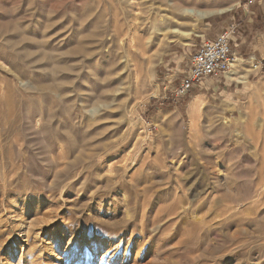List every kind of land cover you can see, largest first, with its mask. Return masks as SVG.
Masks as SVG:
<instances>
[{"label":"rangeland","instance_id":"1","mask_svg":"<svg viewBox=\"0 0 264 264\" xmlns=\"http://www.w3.org/2000/svg\"><path fill=\"white\" fill-rule=\"evenodd\" d=\"M263 189L264 0H0V264H264Z\"/></svg>","mask_w":264,"mask_h":264},{"label":"built area","instance_id":"2","mask_svg":"<svg viewBox=\"0 0 264 264\" xmlns=\"http://www.w3.org/2000/svg\"><path fill=\"white\" fill-rule=\"evenodd\" d=\"M233 33V27H230L198 45L191 56L187 76L179 86L181 93H187L194 87L202 85L206 79L216 81L224 79L233 71L237 63L231 45Z\"/></svg>","mask_w":264,"mask_h":264},{"label":"bare ground","instance_id":"3","mask_svg":"<svg viewBox=\"0 0 264 264\" xmlns=\"http://www.w3.org/2000/svg\"><path fill=\"white\" fill-rule=\"evenodd\" d=\"M184 13L189 15V16H193V17H196V16L200 17V16L204 15L203 13L196 12L192 9H186L184 11ZM242 62L243 61L240 58H237V63L235 64L233 71L228 75V78L230 81L238 80L235 78V76L237 75L238 68L240 66H242ZM201 107H202L201 106V100L197 96L194 98V101L192 103V109L194 112H198L201 110ZM130 213H129V209H127L125 216H124V218H126V220L124 222L129 221L131 219L132 216L130 215ZM122 223H123V220H121L120 223L115 222L114 225L117 227V229H120V226ZM76 243L77 242H75V244L73 242H71V244H73V246H72L73 248L70 247L69 244H67L66 252H65V257L67 258V260L63 263L59 262L58 264H71L72 258L74 259L75 257H78L75 260V264H80L82 262H83V264H104L105 259H103V258L108 256V254H110L109 248H106L107 244L104 245L101 240H100V242H98L99 244H96V245L86 249L85 251H84V249H82L83 245L79 246ZM68 249H71L70 252H67ZM99 253H102L101 257L97 256ZM73 263H74V261H73Z\"/></svg>","mask_w":264,"mask_h":264},{"label":"crops","instance_id":"4","mask_svg":"<svg viewBox=\"0 0 264 264\" xmlns=\"http://www.w3.org/2000/svg\"><path fill=\"white\" fill-rule=\"evenodd\" d=\"M252 60V58H250V60H248V63L250 62ZM255 68V70L257 69V67H255V66H252V68Z\"/></svg>","mask_w":264,"mask_h":264}]
</instances>
